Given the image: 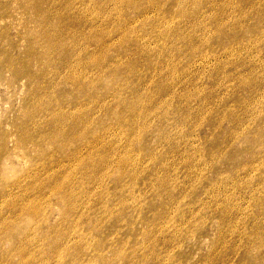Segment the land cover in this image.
I'll return each instance as SVG.
<instances>
[{"label":"rangeland","instance_id":"374dc122","mask_svg":"<svg viewBox=\"0 0 264 264\" xmlns=\"http://www.w3.org/2000/svg\"><path fill=\"white\" fill-rule=\"evenodd\" d=\"M0 264H264V0H0Z\"/></svg>","mask_w":264,"mask_h":264}]
</instances>
